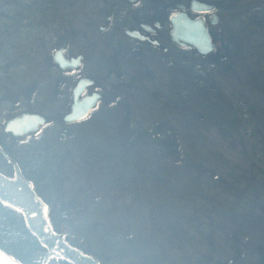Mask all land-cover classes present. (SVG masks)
Wrapping results in <instances>:
<instances>
[{
	"label": "flooded vegetation",
	"instance_id": "obj_1",
	"mask_svg": "<svg viewBox=\"0 0 264 264\" xmlns=\"http://www.w3.org/2000/svg\"><path fill=\"white\" fill-rule=\"evenodd\" d=\"M191 1L0 0V172L17 163L54 232L98 264H264L238 229L221 240L228 185L203 143L252 132L264 0ZM175 12L210 40H175Z\"/></svg>",
	"mask_w": 264,
	"mask_h": 264
},
{
	"label": "rangeland",
	"instance_id": "obj_2",
	"mask_svg": "<svg viewBox=\"0 0 264 264\" xmlns=\"http://www.w3.org/2000/svg\"><path fill=\"white\" fill-rule=\"evenodd\" d=\"M252 58L264 63V57ZM253 74L256 80L253 81L251 77L252 132L249 135L212 134L203 143L207 144V149H214L215 162L211 167L226 179L228 185L225 188L227 191L223 192V185L219 184L218 207L215 209L219 226L225 224L224 226L230 227L220 232L221 240L233 244L231 235L238 229L240 233L235 235L240 237V242H243V233L252 244L260 242L264 246V82L260 85ZM256 118L262 122L257 124ZM257 128L262 132L257 131ZM206 202L205 199L201 200L202 205ZM186 222L192 232L198 229L196 222L189 220V217ZM251 249L253 252V248ZM253 254L259 255L258 251ZM30 260V264H34L33 259Z\"/></svg>",
	"mask_w": 264,
	"mask_h": 264
},
{
	"label": "water",
	"instance_id": "obj_3",
	"mask_svg": "<svg viewBox=\"0 0 264 264\" xmlns=\"http://www.w3.org/2000/svg\"><path fill=\"white\" fill-rule=\"evenodd\" d=\"M190 7L197 12L211 10L213 5L207 2H197L192 0ZM202 10V11H201ZM173 38L175 40H189L195 45H204L209 39L207 29L204 27V39L197 36L194 38L190 32L195 19L188 17L187 13L175 12L172 17ZM185 24V28L182 29V24ZM203 43V44H202ZM20 135V133H16ZM9 159V158H8ZM10 160V159H9ZM11 161V160H10ZM14 177H7L5 174L0 172V203L9 206L13 209H17L22 216H24V222L30 233L36 236L37 240L42 246H45L46 251L40 253L42 257V264L48 261L50 257L65 259L72 264H98L97 261L88 255L82 254L78 249L69 245L63 238L62 233L54 232L52 225L49 222L47 215V204H45L39 197L38 194L32 189V185L26 178H24L16 165ZM0 261L3 264H21L19 260L13 258L9 253L0 248Z\"/></svg>",
	"mask_w": 264,
	"mask_h": 264
},
{
	"label": "trees",
	"instance_id": "obj_4",
	"mask_svg": "<svg viewBox=\"0 0 264 264\" xmlns=\"http://www.w3.org/2000/svg\"><path fill=\"white\" fill-rule=\"evenodd\" d=\"M22 214L0 203V248L22 264H30L40 247L25 226ZM30 261V262H29Z\"/></svg>",
	"mask_w": 264,
	"mask_h": 264
},
{
	"label": "snow or ice",
	"instance_id": "obj_5",
	"mask_svg": "<svg viewBox=\"0 0 264 264\" xmlns=\"http://www.w3.org/2000/svg\"><path fill=\"white\" fill-rule=\"evenodd\" d=\"M0 264H3V262H2V261H0Z\"/></svg>",
	"mask_w": 264,
	"mask_h": 264
}]
</instances>
